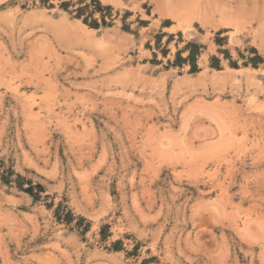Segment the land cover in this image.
<instances>
[{
    "label": "rangeland",
    "instance_id": "374dc122",
    "mask_svg": "<svg viewBox=\"0 0 264 264\" xmlns=\"http://www.w3.org/2000/svg\"><path fill=\"white\" fill-rule=\"evenodd\" d=\"M0 264H264V0H0Z\"/></svg>",
    "mask_w": 264,
    "mask_h": 264
},
{
    "label": "trees",
    "instance_id": "16d2710c",
    "mask_svg": "<svg viewBox=\"0 0 264 264\" xmlns=\"http://www.w3.org/2000/svg\"><path fill=\"white\" fill-rule=\"evenodd\" d=\"M97 1H95V3H96ZM63 5H65V3H63ZM83 10V8H81V7H79V8H77V14H76V17H80L81 16V11ZM84 22H86L85 21V19L83 20ZM92 25V24H91ZM94 25H95V23H94ZM191 57H193V51H191V54H190V56H189V59L191 58ZM258 58H260L259 56H254V57H252L251 58V61H254L255 59H258ZM191 64L194 66L195 64H194V62H191ZM20 188H21V186H19ZM40 187V186H39ZM25 192H27V193H29L30 195H33V192H32V187L31 186H29V187H27V188H24L23 189Z\"/></svg>",
    "mask_w": 264,
    "mask_h": 264
}]
</instances>
